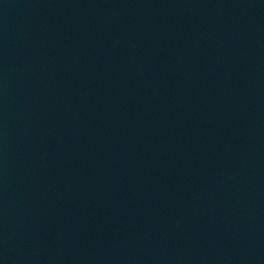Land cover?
<instances>
[{"label": "water", "instance_id": "water-1", "mask_svg": "<svg viewBox=\"0 0 264 264\" xmlns=\"http://www.w3.org/2000/svg\"><path fill=\"white\" fill-rule=\"evenodd\" d=\"M0 264H264V0H0Z\"/></svg>", "mask_w": 264, "mask_h": 264}]
</instances>
